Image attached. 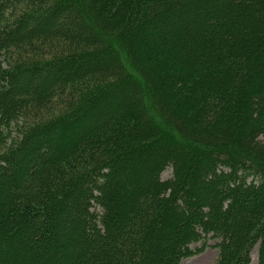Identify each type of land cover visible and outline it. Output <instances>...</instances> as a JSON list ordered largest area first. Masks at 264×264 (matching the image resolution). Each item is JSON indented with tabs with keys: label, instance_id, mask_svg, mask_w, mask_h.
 Listing matches in <instances>:
<instances>
[{
	"label": "trees",
	"instance_id": "obj_1",
	"mask_svg": "<svg viewBox=\"0 0 264 264\" xmlns=\"http://www.w3.org/2000/svg\"><path fill=\"white\" fill-rule=\"evenodd\" d=\"M208 238L264 264V0H0V264Z\"/></svg>",
	"mask_w": 264,
	"mask_h": 264
},
{
	"label": "rangeland",
	"instance_id": "obj_2",
	"mask_svg": "<svg viewBox=\"0 0 264 264\" xmlns=\"http://www.w3.org/2000/svg\"><path fill=\"white\" fill-rule=\"evenodd\" d=\"M127 68L132 71L131 67L129 64L126 63ZM148 92V91H147ZM146 92V90H144V98H145V103L148 106L147 108L150 110L151 115L155 118V120H157V122L159 123V126L161 128V130L164 133H170L171 135H173V130L172 128L167 125V123L160 118L154 103L152 101V98L150 97V95ZM171 173V169L167 168L163 173H162V177L163 178H167L169 177ZM215 239L212 238H208L206 240V244L204 246V248L198 252L195 253L189 257L183 258L179 264H215V260H216V254H217V250L216 248L213 247V244L215 243ZM193 249L196 248H201L202 247V241H199L197 243H194L192 245H190ZM254 261H252L253 264H256V259H253Z\"/></svg>",
	"mask_w": 264,
	"mask_h": 264
},
{
	"label": "bare ground",
	"instance_id": "obj_3",
	"mask_svg": "<svg viewBox=\"0 0 264 264\" xmlns=\"http://www.w3.org/2000/svg\"><path fill=\"white\" fill-rule=\"evenodd\" d=\"M251 256H252V259H256V250L253 249V251L251 252Z\"/></svg>",
	"mask_w": 264,
	"mask_h": 264
}]
</instances>
